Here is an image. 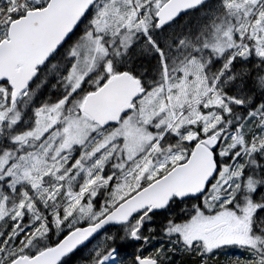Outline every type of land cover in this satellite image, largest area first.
<instances>
[{"label": "snow or ice", "instance_id": "snow-or-ice-1", "mask_svg": "<svg viewBox=\"0 0 264 264\" xmlns=\"http://www.w3.org/2000/svg\"><path fill=\"white\" fill-rule=\"evenodd\" d=\"M0 264H264V0H0Z\"/></svg>", "mask_w": 264, "mask_h": 264}, {"label": "flooded vegetation", "instance_id": "flooded-vegetation-1", "mask_svg": "<svg viewBox=\"0 0 264 264\" xmlns=\"http://www.w3.org/2000/svg\"><path fill=\"white\" fill-rule=\"evenodd\" d=\"M233 251H236V250H233Z\"/></svg>", "mask_w": 264, "mask_h": 264}]
</instances>
